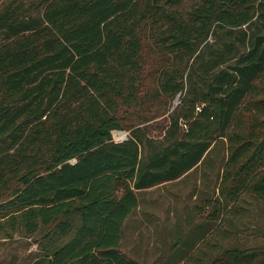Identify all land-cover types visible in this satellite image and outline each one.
<instances>
[{"label":"trees","instance_id":"trees-1","mask_svg":"<svg viewBox=\"0 0 264 264\" xmlns=\"http://www.w3.org/2000/svg\"><path fill=\"white\" fill-rule=\"evenodd\" d=\"M146 42L165 59L150 94ZM263 77L264 0L0 2V240L38 234L47 264H135L121 243L136 192L195 170L220 139L223 210L248 192L264 204ZM163 96L182 106L159 136L144 121L113 140L124 110Z\"/></svg>","mask_w":264,"mask_h":264},{"label":"rangeland","instance_id":"rangeland-1","mask_svg":"<svg viewBox=\"0 0 264 264\" xmlns=\"http://www.w3.org/2000/svg\"><path fill=\"white\" fill-rule=\"evenodd\" d=\"M147 43L149 42H146L145 72L142 83L145 93L148 91L150 94L157 89L158 77L165 59L154 50H149L150 45ZM258 87L260 96L256 97V100H264V77ZM148 97L146 96L147 100ZM147 100H142L143 103L136 108L122 112L123 130L112 133L116 143L123 142L129 134L130 127L144 121H148L145 125L150 130L151 136L156 138L160 134V129L168 126V116L173 115L182 106L181 96L175 99L163 96L159 100ZM243 121L246 122V127H249L251 122L249 114L243 113L238 119L239 124ZM260 121L264 124V118L261 117ZM228 152L227 142L220 139L213 145L202 165L185 178L139 194L142 209L135 212V218L138 215H145L144 206H157L161 210L159 215L171 213L173 218L180 222L188 221L187 225L193 220L205 223V225L201 224L202 227L198 231L201 236L199 235L196 242H193L188 235L193 227L182 226L177 229L175 239L166 240L165 243L162 242L163 239H159V242L155 243L157 248L166 244L165 248H158L156 257L166 258L172 247L171 253L178 250L177 258H170L167 264H190V262L182 261L181 255L188 256L195 247H197L194 253L197 259L195 264H211L227 253H243L254 249L264 251L263 201L253 192H248L243 194L238 202L226 205L227 208L223 210L225 202L222 192L230 183L225 180ZM216 210L218 217L215 216ZM5 233L6 235L0 240V264H47V259L41 252L42 239L38 234L31 235L24 231L13 232L11 229ZM174 245H176L175 249ZM129 247H132V243L125 241L124 235L121 251L125 254V251H129ZM211 247H215L218 251L208 256L210 258L206 257L208 258L206 260L203 254Z\"/></svg>","mask_w":264,"mask_h":264},{"label":"crops","instance_id":"crops-1","mask_svg":"<svg viewBox=\"0 0 264 264\" xmlns=\"http://www.w3.org/2000/svg\"><path fill=\"white\" fill-rule=\"evenodd\" d=\"M128 136L126 135L125 137L126 140L128 139ZM200 165L202 164H199V166ZM191 172L185 174L182 178L173 182H178L182 180ZM160 186H156L147 190L137 191L136 194L139 200V206L136 209V211H134L125 221L121 248L124 240V235H125V241H129L130 243H132V247H129V251L128 252L125 251V254L122 251L121 252L125 255L127 259L133 261L135 264H167L166 262H168L170 258L176 259L177 258L176 252L178 250L174 251V253H171L173 247L168 251L170 252V254L166 258L156 257V252L159 250L158 248H165L166 244H163V246H158L157 248L155 246V243L159 242L158 241L159 239H163L164 240L162 241L163 243H165L166 240L169 241L173 238L175 239L178 233L177 229L182 226L193 227V230L190 231L188 235L189 238L193 239V242H196L198 240V237L201 236V234H198L199 229L202 227V225H205V223L202 224L201 222L193 219H192L193 221L189 223V225H187L188 221L180 222L177 219H174L171 213L164 216L159 215V212L161 210L157 206H144L143 212L145 215L143 216L138 215L135 218L134 217L135 212H138L142 209V206L140 204L139 194L142 192L154 190L155 188ZM170 211L173 212V210ZM175 248L176 245H174V249ZM196 249L197 247L193 248V250L186 257L181 255V260L184 262H190V264H195L197 260L194 257L195 256L194 253L197 251ZM207 250L208 251H206L203 254V257L206 260L210 258L208 256H212L214 253H216V251H218L217 249H215V247H211L210 249Z\"/></svg>","mask_w":264,"mask_h":264},{"label":"built area","instance_id":"built-area-1","mask_svg":"<svg viewBox=\"0 0 264 264\" xmlns=\"http://www.w3.org/2000/svg\"><path fill=\"white\" fill-rule=\"evenodd\" d=\"M197 111H199V112H200V111H201V109H200V108H197ZM185 128H186V126H185Z\"/></svg>","mask_w":264,"mask_h":264},{"label":"water","instance_id":"water-1","mask_svg":"<svg viewBox=\"0 0 264 264\" xmlns=\"http://www.w3.org/2000/svg\"><path fill=\"white\" fill-rule=\"evenodd\" d=\"M126 139H123V141H125Z\"/></svg>","mask_w":264,"mask_h":264}]
</instances>
